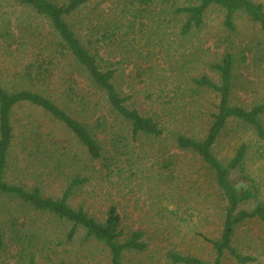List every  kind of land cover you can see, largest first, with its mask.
<instances>
[{"label":"rangeland","instance_id":"1","mask_svg":"<svg viewBox=\"0 0 264 264\" xmlns=\"http://www.w3.org/2000/svg\"><path fill=\"white\" fill-rule=\"evenodd\" d=\"M251 1L264 10V0ZM0 7L10 21L31 23L37 33L49 34L39 19L3 0ZM223 19L222 9L210 7L201 28L183 36L184 18L160 21L154 15L134 20L126 0H93L67 19L85 45L92 37L88 31H95L93 40L101 38L98 30L112 34L111 41L100 42L99 46L101 57L117 71L113 81L116 89L128 98V107L160 122L166 129L165 136L160 141L132 139L127 123L113 113L103 93L74 61H65L46 82L17 87L15 77H6L1 82L6 89L38 92L86 125L104 117L109 130L106 137L98 136L99 142L110 151V138L124 136L126 140L120 142L128 147L130 164L126 168L128 179L104 181L98 164L88 159L70 132L40 109L24 105L12 114L14 145L5 181L27 191L37 189L42 197L59 199L76 173L88 177L81 188H75L68 204L74 209L81 207L96 219H102L107 207L115 205L123 231H142L146 236L147 250L127 253L123 264H171L168 253L210 260L205 239L219 236L222 205L214 196L204 166L176 150L174 136L202 139L218 99L210 91L195 90L191 81L206 76L218 83L219 76L210 65L219 63L227 52L236 57L244 54L246 61L236 71L238 81L230 103L246 109L264 103V43L259 27L238 14L234 17L235 31L229 32ZM258 47L262 60L255 63ZM25 62V52L7 53L0 47V69L7 67L13 73ZM35 130L52 145L47 143L37 150L32 144L26 146V139ZM241 143L248 147L245 168L258 189L255 203L264 205V143L253 131L238 122L230 123L213 152L218 159L228 160ZM60 147L68 153L69 162L63 165L56 155ZM167 157L173 161L172 167L164 170L158 163ZM0 228L5 239L0 264H109L106 248L87 241L82 229L70 239L71 224L15 199L0 197ZM263 237L264 222L247 221L237 230L234 246L255 259L249 264H264ZM223 264L238 263L226 256Z\"/></svg>","mask_w":264,"mask_h":264},{"label":"trees","instance_id":"2","mask_svg":"<svg viewBox=\"0 0 264 264\" xmlns=\"http://www.w3.org/2000/svg\"><path fill=\"white\" fill-rule=\"evenodd\" d=\"M17 10L28 13L33 19L42 21L49 34L37 33L30 24L14 23L0 7V47L3 51L25 52V64L19 71H11L6 67L0 69V197L15 199L32 207L35 211L45 213L60 221L71 224L68 237L71 239L78 229L84 231L85 239L102 244L107 250L109 264H123L128 253L140 254L147 250L148 243L142 231H132L126 234L122 229V218L115 205H109L102 219H96L86 213L81 207L72 208L68 201L73 196L75 188H81L89 178H81L80 173L71 177L68 187L59 199L42 197L37 189L27 191L21 186L5 181L9 158L14 145L12 114L16 107L28 105L43 111L52 121L71 133L77 145L84 149L91 162L98 164L104 181H123L128 179L126 168L130 164L126 140L118 137L110 138V151L105 150L98 136H107L108 125L104 117H96L92 125H86L73 117L69 112L59 107L48 97L28 89H6L1 83L3 78L15 77L17 87L24 83L34 84L46 82L52 77L65 61H74L94 87L99 89L106 98L107 105L115 115L120 117L130 128V137L160 141L164 138L166 129L152 117L141 115L136 109L127 105L128 98L123 97L116 89L113 81L116 69L112 63L101 57L100 42H109L112 34L106 29L97 31L100 39H92L94 30L88 31L92 37L86 45L78 37L74 27L67 19L77 15L93 0H65L52 2L50 0H3ZM132 10V17L152 18L157 15L160 21H170L173 18H184L181 35L187 36L193 30L200 29L203 16L210 7H219L224 12L223 26L229 32L235 31L234 17L245 15L250 22L259 27L264 43V10L260 4L251 0H126ZM157 11V12H156ZM128 28V25H126ZM255 50L254 62L262 60V51ZM253 50V49H252ZM261 53V54H260ZM244 54L236 57L225 53L219 63L211 64L210 69L219 76L215 83L206 76L192 79L195 90L210 91L215 94L218 103L215 112L209 115L208 127L202 139L188 137L184 134L174 136V147L180 153L198 159L204 166L210 178L214 196L221 207V230L215 239H205L209 244L210 260H203L180 253H168L171 264H223L226 256L238 264H249L254 258L242 254L235 246L237 230L247 221L264 222V205L255 203L258 189L247 174L245 164L248 147L241 143L228 160H220L214 154V148L228 125L238 122L250 128L254 135L264 143V103L246 109L231 105L230 99L237 86L236 71L244 64ZM76 103V99H71ZM46 136L38 130L31 131L26 139V146L32 144L35 150L52 145ZM123 140L122 142H120ZM60 164H66L68 153L64 148L57 149ZM70 159V158H69ZM68 159V160H69ZM74 159V158H72ZM171 158L167 157L158 164L164 170L172 167ZM125 165V166H124ZM124 166V167H123ZM253 205V206H252ZM4 234L0 228V250L4 248ZM264 251V237L262 238Z\"/></svg>","mask_w":264,"mask_h":264}]
</instances>
